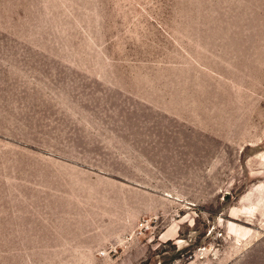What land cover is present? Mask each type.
I'll return each instance as SVG.
<instances>
[{
  "label": "rangeland",
  "instance_id": "374dc122",
  "mask_svg": "<svg viewBox=\"0 0 264 264\" xmlns=\"http://www.w3.org/2000/svg\"><path fill=\"white\" fill-rule=\"evenodd\" d=\"M254 248L264 0H0V264Z\"/></svg>",
  "mask_w": 264,
  "mask_h": 264
},
{
  "label": "crops",
  "instance_id": "0c3cea01",
  "mask_svg": "<svg viewBox=\"0 0 264 264\" xmlns=\"http://www.w3.org/2000/svg\"><path fill=\"white\" fill-rule=\"evenodd\" d=\"M261 256H264V254L262 253L261 255V252L255 249V251H253L252 254L248 252L247 254L244 255L241 264H264V257Z\"/></svg>",
  "mask_w": 264,
  "mask_h": 264
}]
</instances>
